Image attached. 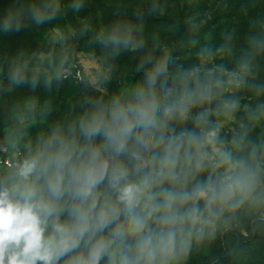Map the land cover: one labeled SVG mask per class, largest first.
Segmentation results:
<instances>
[{
	"label": "clouds",
	"instance_id": "clouds-1",
	"mask_svg": "<svg viewBox=\"0 0 264 264\" xmlns=\"http://www.w3.org/2000/svg\"><path fill=\"white\" fill-rule=\"evenodd\" d=\"M31 14L48 19L35 6ZM0 23L20 28L12 14ZM106 42L143 47L127 27ZM249 46L239 72L173 68L147 53L130 92L98 98L29 145L0 175V264H181L225 214L264 215V145L220 140L205 107L243 84L264 28ZM11 79L24 82L19 71Z\"/></svg>",
	"mask_w": 264,
	"mask_h": 264
},
{
	"label": "rangeland",
	"instance_id": "rangeland-1",
	"mask_svg": "<svg viewBox=\"0 0 264 264\" xmlns=\"http://www.w3.org/2000/svg\"><path fill=\"white\" fill-rule=\"evenodd\" d=\"M33 6L48 19L37 23ZM6 14L20 28L5 31L0 23V175L55 125L72 122L98 98L130 92L143 79L138 65L147 53L170 57L173 68L239 72L249 39L264 28V0H0V21ZM118 27L143 47L107 43ZM14 71L23 83L12 82ZM222 100L238 107L226 113ZM205 107L220 140L245 135L264 145V51L254 53L240 87ZM181 264H264V215L225 214Z\"/></svg>",
	"mask_w": 264,
	"mask_h": 264
},
{
	"label": "trees",
	"instance_id": "trees-1",
	"mask_svg": "<svg viewBox=\"0 0 264 264\" xmlns=\"http://www.w3.org/2000/svg\"><path fill=\"white\" fill-rule=\"evenodd\" d=\"M241 2H243V0H241Z\"/></svg>",
	"mask_w": 264,
	"mask_h": 264
}]
</instances>
